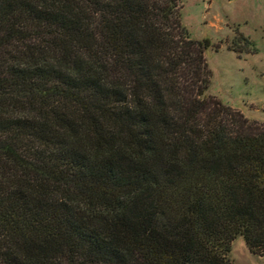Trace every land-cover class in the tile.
<instances>
[{"label": "trees", "instance_id": "obj_1", "mask_svg": "<svg viewBox=\"0 0 264 264\" xmlns=\"http://www.w3.org/2000/svg\"><path fill=\"white\" fill-rule=\"evenodd\" d=\"M183 8L0 0V264L264 256V122L209 94Z\"/></svg>", "mask_w": 264, "mask_h": 264}, {"label": "rangeland", "instance_id": "obj_2", "mask_svg": "<svg viewBox=\"0 0 264 264\" xmlns=\"http://www.w3.org/2000/svg\"><path fill=\"white\" fill-rule=\"evenodd\" d=\"M183 23L192 37L210 39L209 94L263 123L264 0H184ZM240 34L255 42L257 53L239 55L230 49ZM231 257L234 264H264V256L253 254L241 236Z\"/></svg>", "mask_w": 264, "mask_h": 264}]
</instances>
